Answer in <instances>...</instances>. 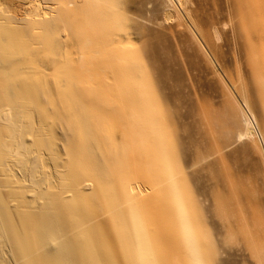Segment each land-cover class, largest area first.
I'll list each match as a JSON object with an SVG mask.
<instances>
[{
  "label": "bare ground",
  "instance_id": "obj_1",
  "mask_svg": "<svg viewBox=\"0 0 264 264\" xmlns=\"http://www.w3.org/2000/svg\"><path fill=\"white\" fill-rule=\"evenodd\" d=\"M129 1L0 0V264H126L119 242L131 240L123 229L133 221L121 224L122 204L131 213L140 198L161 189L147 176L144 191L133 184L111 195L106 180L111 173L121 184L120 160L127 161L132 179L140 166V122L129 117V107L121 109L129 114L124 119L119 102L123 95L134 102L135 95L106 68H123L115 61L121 59L115 36L121 23L128 26L137 17L126 10ZM245 2L262 38L251 78L264 101V0ZM165 3L166 21L186 17L194 24L193 0ZM99 32L104 51L93 38ZM66 46L69 53L62 52ZM244 100L247 109L239 105L242 118L237 113L233 120L236 136L255 139L258 122ZM108 125L117 128L115 134L108 133ZM104 192L118 217L117 229L101 204ZM165 205V212L175 213L171 203ZM142 207L159 225L154 208ZM129 255L135 264L130 250Z\"/></svg>",
  "mask_w": 264,
  "mask_h": 264
},
{
  "label": "rangeland",
  "instance_id": "obj_2",
  "mask_svg": "<svg viewBox=\"0 0 264 264\" xmlns=\"http://www.w3.org/2000/svg\"><path fill=\"white\" fill-rule=\"evenodd\" d=\"M133 1L126 10L137 21L121 23L115 36L121 57L116 67L123 68L106 66V71L135 95L134 102L125 95L119 102L120 110L129 107V117L140 122V166L132 179L127 161L120 160L121 184L111 173L106 180L111 195L133 184L144 191L147 176L161 189L145 194L131 213L122 204L121 224L133 221L123 229L131 240L119 242L122 259L131 264L130 250L135 264H264V101L251 78L262 38L251 25V8L246 0H193L192 24L186 17L166 21L165 0ZM103 36L93 37L101 51ZM244 98L258 122L255 139L236 136L233 120L237 113L242 118L239 105L247 109ZM107 129L117 131L112 125ZM144 203L154 208L159 225L142 211ZM168 203L175 213L165 212ZM101 204L117 229L105 192ZM156 240L158 245L151 243Z\"/></svg>",
  "mask_w": 264,
  "mask_h": 264
}]
</instances>
